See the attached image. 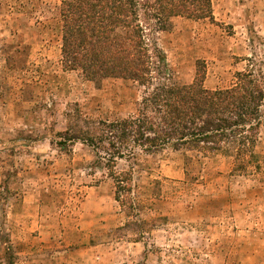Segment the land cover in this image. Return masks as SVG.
I'll return each instance as SVG.
<instances>
[{
	"label": "rangeland",
	"instance_id": "obj_1",
	"mask_svg": "<svg viewBox=\"0 0 264 264\" xmlns=\"http://www.w3.org/2000/svg\"><path fill=\"white\" fill-rule=\"evenodd\" d=\"M63 1L0 0V264H264V106L259 170L232 175V158L167 150L137 168L127 217L112 181L90 168L92 149L57 142L134 114L144 88L65 68ZM212 8L214 20L175 17L153 34L172 80L192 84L198 62L208 89L264 74V0Z\"/></svg>",
	"mask_w": 264,
	"mask_h": 264
},
{
	"label": "trees",
	"instance_id": "obj_2",
	"mask_svg": "<svg viewBox=\"0 0 264 264\" xmlns=\"http://www.w3.org/2000/svg\"><path fill=\"white\" fill-rule=\"evenodd\" d=\"M60 16L67 70H79L88 81L115 78L144 88L134 114L69 128L57 142L62 150L75 141L92 149L90 168L112 181L115 199L129 209L127 217L137 207V168L167 150L190 153L200 162L218 155L232 158V175L261 168L264 74L246 69L230 86L208 89L204 64L198 62L195 81L178 84L153 38L168 31L175 17L214 20L212 0H64ZM122 161L128 168L118 170ZM161 184L153 180L155 195Z\"/></svg>",
	"mask_w": 264,
	"mask_h": 264
}]
</instances>
